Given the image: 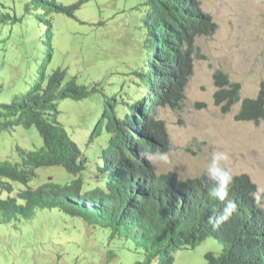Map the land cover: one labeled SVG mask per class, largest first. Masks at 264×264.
Listing matches in <instances>:
<instances>
[{
  "label": "trees",
  "instance_id": "16d2710c",
  "mask_svg": "<svg viewBox=\"0 0 264 264\" xmlns=\"http://www.w3.org/2000/svg\"><path fill=\"white\" fill-rule=\"evenodd\" d=\"M51 13L74 18L85 2L66 5L57 0H39ZM149 10L134 27L142 39L140 52L127 46L122 71L106 89L102 82L92 86L67 80L66 70L48 73L53 57V22L47 27L48 51L42 58L37 77L30 87L15 95L11 103H0V131L18 126L36 127L43 138L38 150L20 151L23 163L0 160V212L8 216L32 217L40 208H59L80 217L89 226L104 228L109 240L132 238L146 253L140 264H174L181 248H195L214 236L224 252L207 253L208 264H264V211L254 204L250 193L258 186L248 173L233 174L228 198L237 204L229 221L219 228L209 223L213 209L223 202L210 196L212 184L206 174L182 179L175 171L158 173L154 162L142 155L146 148L169 152L173 149L167 123L160 109L185 107L186 89L196 61L205 59L197 39L212 36L218 23L202 7L201 0H149ZM44 19V18H43ZM19 16L0 0V27L17 24ZM129 30V31H130ZM129 33V32H128ZM121 51V52H122ZM118 71V72H117ZM215 104L224 114L241 102L237 121H264V82L255 97L241 98L240 82L231 81L222 69L213 74ZM103 92V110L88 138L83 153L59 120L60 102L67 98L83 100ZM197 102L195 107L204 108ZM105 137L98 150L90 146ZM63 166L73 179L67 183L48 180L38 187L29 184L36 168ZM12 182L27 187L14 196ZM117 254L109 251V258ZM75 264V263H74Z\"/></svg>",
  "mask_w": 264,
  "mask_h": 264
},
{
  "label": "rangeland",
  "instance_id": "374dc122",
  "mask_svg": "<svg viewBox=\"0 0 264 264\" xmlns=\"http://www.w3.org/2000/svg\"><path fill=\"white\" fill-rule=\"evenodd\" d=\"M8 10L14 9L17 24L0 27V103H11L15 95L25 92L37 77L42 58L48 53L47 27L53 22V57L48 73L66 70L67 80L103 87L117 80L128 52H140L142 39L133 27L149 10V0H85L75 17L51 13L39 0H3ZM66 5L80 0H57ZM203 9L218 23L212 36L197 39L200 52L195 71L186 89L185 107L160 109L167 123L173 149L167 161L158 157L153 162L158 173L175 171L182 179L206 174L213 151L227 152L233 174L248 173L264 193V121H237L235 114L241 102L224 114L215 104L213 74L224 70L233 82H240L241 98L255 97L264 82V0H201ZM130 30V31H129ZM129 32V33H128ZM122 51V52H121ZM120 61L117 64L119 57ZM117 64V67L115 68ZM103 92L90 98L60 102L59 120L83 153L88 138L103 110ZM197 102L204 108L195 107ZM105 137L97 138L91 148L98 150ZM43 138L36 127L18 126L13 131H0V160L23 163L20 151L38 150ZM31 187L48 180L67 183L73 176L63 166L36 168ZM15 191L27 186L12 182ZM9 193L0 192V198ZM109 240L104 228L89 226L80 217L59 208H40L29 218L21 214L8 216L0 212V264H140L146 253L131 236ZM117 256L109 258V251ZM221 255L223 244L214 236L195 248H181L174 264H208L207 253Z\"/></svg>",
  "mask_w": 264,
  "mask_h": 264
},
{
  "label": "clouds",
  "instance_id": "9594fccd",
  "mask_svg": "<svg viewBox=\"0 0 264 264\" xmlns=\"http://www.w3.org/2000/svg\"><path fill=\"white\" fill-rule=\"evenodd\" d=\"M142 155L149 162H153L154 158H159L162 161H167L168 153L152 151L148 148L144 150ZM230 157L227 152L213 151L211 154L210 162L206 169L207 180L212 184L210 189V196L214 200L223 202L222 209H213L216 213L214 218H209V223L214 228H219L221 224L227 222L232 217L233 213L237 210V204L233 199L228 198L230 186L234 183L235 177L227 162ZM52 180V179H51ZM47 182V181H46ZM250 196L258 209L264 211V193L257 188Z\"/></svg>",
  "mask_w": 264,
  "mask_h": 264
}]
</instances>
